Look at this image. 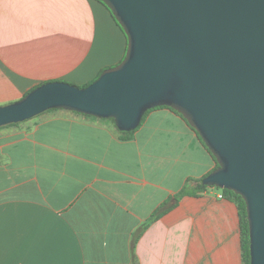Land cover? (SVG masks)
<instances>
[{
	"label": "crops",
	"instance_id": "crops-1",
	"mask_svg": "<svg viewBox=\"0 0 264 264\" xmlns=\"http://www.w3.org/2000/svg\"><path fill=\"white\" fill-rule=\"evenodd\" d=\"M126 44L98 0H0V106L47 82L85 86ZM215 167L166 108L130 139L65 110L0 127V264H243L233 202L216 188L176 198ZM163 204L135 263L133 236Z\"/></svg>",
	"mask_w": 264,
	"mask_h": 264
},
{
	"label": "water",
	"instance_id": "water-1",
	"mask_svg": "<svg viewBox=\"0 0 264 264\" xmlns=\"http://www.w3.org/2000/svg\"><path fill=\"white\" fill-rule=\"evenodd\" d=\"M98 1L126 36L122 61L0 106V127L65 110L132 132L149 110L176 111L218 165L202 184L244 201L250 264H264V0Z\"/></svg>",
	"mask_w": 264,
	"mask_h": 264
},
{
	"label": "trees",
	"instance_id": "trees-1",
	"mask_svg": "<svg viewBox=\"0 0 264 264\" xmlns=\"http://www.w3.org/2000/svg\"><path fill=\"white\" fill-rule=\"evenodd\" d=\"M100 2V1H99ZM102 3V2H101ZM103 4V3H102ZM104 5V4H103ZM105 6V5H104ZM106 7V6H105ZM107 8V7H106ZM107 10L109 11V9L107 8ZM110 12V11H109ZM111 13V12H110ZM112 15V14H111ZM113 17V16H112ZM114 19V17H113ZM115 20V19H114ZM116 22V20H115ZM117 23V22H116ZM118 25V23H117ZM119 26V25H118ZM119 28H121L119 26ZM122 30V28H121ZM123 31V30H122ZM124 33V32H123ZM126 51V50H125ZM125 56V54H124ZM123 56V58H124ZM122 58V59H123ZM122 61V60H121ZM104 71V70H103ZM101 74V73H100ZM99 74V75H100ZM98 75V76H99ZM97 76V77H98ZM96 80V79H95ZM93 82V81H92ZM44 84V83H43ZM90 84V83H89ZM41 85V84H40ZM88 85V84H87ZM85 85V86H87ZM85 86H82V87H85ZM36 88V87H35ZM158 108H166V109H169L171 110L173 113H175L176 115H178L181 119H183V117L177 113L176 111L168 108V107H158ZM158 108H155V109H158ZM155 109H152V110H155ZM152 110H149L147 111L143 118L141 119V123L140 125L132 132H120L117 130V132L121 135V138L123 139H130L132 138L133 134L142 126L146 116L149 114V112H151ZM109 120L113 125H114V121L112 119H107ZM184 120V119H183ZM185 121V120H184ZM186 122V121H185ZM187 123V122H186ZM16 124H10V125H7V126H14ZM115 126V125H114ZM191 128V127H190ZM192 129V128H191ZM193 130V129H192ZM194 131V130H193ZM195 132V131H194ZM196 134V132H195ZM197 135V134H196ZM198 139L200 140L202 146L208 151V149L206 148V146L204 145V143L202 142V140L200 139V137L197 135ZM209 152V151H208ZM210 153V152H209ZM212 156V155H211ZM213 158V157H212ZM213 160L215 161V159L213 158ZM216 163V162H215ZM218 165L216 164V167L217 168ZM191 182H195L196 185L194 187H190V183ZM209 187L205 186L202 184V179L201 180H197V181H192V180H188L187 182V185L181 189L179 191V193L177 194L176 198H180L182 196H186V195H193V196H196L198 193H201V192H204L208 189ZM217 189V188H216ZM219 190V189H218ZM221 192V196L231 202H233L237 208H238V211H239V217H240V225H241V241H242V262L243 264H250V257H249V238H248V223H247V220H246V210H245V203L244 201L242 200V198L238 195H236L234 192H231V191H228V190H219ZM164 207V204L161 205L157 210H155V212L153 214H151V216L149 217V219L147 220L146 223L142 224L139 229L136 231V233L134 234L133 236V239L131 241V254H132V258H133V261L136 263V256H135V246H136V243L138 241V239L141 237V235L144 233V231L149 227V225L151 223H153L154 221H156L158 219V217L163 213V208Z\"/></svg>",
	"mask_w": 264,
	"mask_h": 264
}]
</instances>
